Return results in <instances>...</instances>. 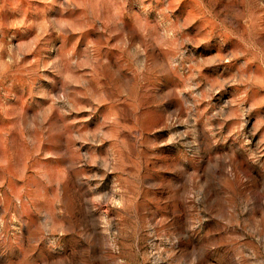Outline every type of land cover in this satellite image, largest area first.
Returning a JSON list of instances; mask_svg holds the SVG:
<instances>
[{
  "label": "rangeland",
  "instance_id": "374dc122",
  "mask_svg": "<svg viewBox=\"0 0 264 264\" xmlns=\"http://www.w3.org/2000/svg\"><path fill=\"white\" fill-rule=\"evenodd\" d=\"M0 264H264V0H0Z\"/></svg>",
  "mask_w": 264,
  "mask_h": 264
}]
</instances>
